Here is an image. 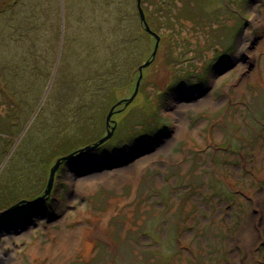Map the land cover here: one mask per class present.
<instances>
[{
	"label": "rangeland",
	"instance_id": "1",
	"mask_svg": "<svg viewBox=\"0 0 264 264\" xmlns=\"http://www.w3.org/2000/svg\"><path fill=\"white\" fill-rule=\"evenodd\" d=\"M29 1L20 0L22 14L29 13ZM114 1L41 0L47 8L51 5L46 25L59 22L63 47L68 46L72 56L64 58L63 47L58 54L60 39H52L53 30L43 26L44 47L56 45L43 59L53 63L50 75L59 63L61 71L56 76L59 86L54 85L55 76L52 83L48 76L42 86L45 98L52 91L68 95L62 83L77 86L75 79L89 73L79 71L89 60L100 73L115 63V75L122 78L110 93L115 106L107 125L99 115L106 95L95 100L96 110L86 111L82 131L89 147L65 155L58 150L70 136L55 143L52 135L46 136V148L29 161L38 177L20 184L15 176L0 186L5 192L2 188L10 185L0 198V217L23 216L1 227H6L1 236L5 257L16 253V264L45 263L27 250L56 241L54 231L63 230L82 235L87 246L80 250L70 238L63 241L61 264H264V10L256 16L264 0H141L149 31L139 19L136 0ZM119 18L128 30L126 45ZM87 42L99 56L80 53ZM148 60L136 94L128 98L136 88L137 67ZM17 70L19 75L27 73L22 64ZM29 80L26 116L41 87L36 75L22 85ZM79 89L65 104L67 117L86 106ZM208 92L212 103L201 100ZM37 110L21 135L23 118L16 126L12 121L18 138L39 139V129L45 126L40 118L49 109L36 115ZM0 113L5 117L1 103ZM155 122H163L165 131L146 135ZM175 126L179 133L172 137ZM18 141L10 138L2 149L10 147L3 161L0 155V181L14 162H27L20 152L23 140ZM49 184L52 190L45 192L44 201L40 196L39 203H33L38 211L25 210L26 200ZM127 237L133 246L122 248Z\"/></svg>",
	"mask_w": 264,
	"mask_h": 264
},
{
	"label": "trees",
	"instance_id": "2",
	"mask_svg": "<svg viewBox=\"0 0 264 264\" xmlns=\"http://www.w3.org/2000/svg\"><path fill=\"white\" fill-rule=\"evenodd\" d=\"M105 1L107 3L115 2L114 0H105ZM28 5H29L28 6L29 13L27 14H22L21 5H20V9H18L16 12H13L12 10L0 12V46L2 49V53H3V59L0 61V76L5 75L6 73L12 76V78L10 77L6 78V80L8 81V84H7V93L5 95L12 96L13 98L12 103L17 105V109L20 111V113L23 116L24 123L23 125H21L19 133L22 132L25 124L29 121L32 114L35 112L36 108L38 109L36 115H38L40 114V111L42 112V110L46 108L49 109L55 106L53 105V102L55 103V100L57 98V105L53 109L54 113H52V129H51L50 135H52V142L54 143L57 141L59 137H62L63 135H66L67 137L70 136L69 138L70 141L69 139H67L66 143H64L62 148L59 149L58 151L65 155H72V154L81 152L82 148H85V146L89 147V143H87L86 145L84 143V141L87 138L84 139L85 133L82 131L83 122L87 123L85 115L88 113H86V111H89L90 109L96 110L97 107L96 108L94 107L95 100L98 99L100 95L101 96L106 95L108 98V101L105 104L104 103L100 104L101 109L99 113L100 119L102 118V124L105 123V120L108 114L107 111L110 110L111 106L113 105L110 102L112 101V99H114V97L110 93L114 92L113 89L117 88V86L119 85L118 80L119 78L121 79L122 77L119 75V73L115 75V73H117V71L115 72L114 70L115 63L112 65L109 64V66L107 68H103L105 70L100 73L96 69V67L89 66V64H91L94 61V60H89L87 61L88 67L79 70L80 72L81 70H86L84 72H89V73H87L83 77L80 76L77 79H75L77 86L70 87L68 82H65V83L63 82V80L68 77L63 78L62 86L64 87V89L65 87H68V90H69L68 95H65V94L62 95L58 91H56L55 93L52 91L48 95V97L45 98L44 90L46 89L42 86L44 85L48 76H50V81H49L50 83H52L53 78L55 76L54 85L59 86L58 84H56V76L61 71L57 70L60 65L59 63V65L57 66V69L55 67L52 71V74L51 75L49 74L50 65H52L53 63L49 59H43L44 58L43 55L47 53L50 55L49 51L51 47L55 49L56 45L53 44L52 46L48 45V47H44L45 44L42 43V38L44 34L43 26L47 27L48 30L50 29L53 30L54 33H53L52 39H55L56 36H57L56 38L57 42L60 39V43H59L60 50L58 54L61 53V47H63L64 38L62 35L60 38V34L58 31L59 22L56 19H54L52 23H49L48 25H46V21L44 20V19H47V14L50 13L51 5H49V8H47V6H44L41 4V0H30ZM137 13H138L139 19L141 20L138 9H137ZM122 22L123 20L119 18L117 24L120 25L121 27V31H122L121 40L122 42L124 41V44L126 45L127 41L125 40H128L129 35H128V30L125 28V26L123 27L121 26L120 23ZM92 27L93 26H91V28ZM93 30H94V27H93ZM78 34H79L78 32L75 33V36ZM75 40H76V37H75ZM65 49H66V52H64ZM79 50H80V53L84 54L85 56H92L94 58L96 56H99L98 52L94 53L95 48L91 46L89 42H87L84 46H81ZM91 53H94V54H91ZM63 56L64 58L72 60V56L68 55V46H66V48L63 47ZM19 64H22L24 68L26 67L27 73L25 75H19V72L17 70V67ZM90 71H93V72L90 73ZM13 74L18 75V78H20V80L16 84H14L15 75ZM33 75L37 76V80H36L37 84H40L41 87H40L39 92L35 95V102L32 105L31 110L28 112L29 114L26 116L25 107L27 106V102H28L26 98V94L30 86V80L27 81L28 85L26 86L22 85V82L25 80V78L27 79V77H31ZM41 75L44 76V80L42 81L40 80ZM109 77L113 78L111 82H110ZM81 82H82V86H81ZM51 85L53 84H50V88H51ZM78 88H80L79 89L80 95H82L83 93V96L81 99H83V101L86 103L85 108L83 107L81 109V110L85 109L84 110L85 113L82 115H79V117L77 118L76 117L77 113L82 112L81 110L79 111L77 109L78 112L76 114H73L67 117L65 115V111L69 107L66 108L65 104H67L71 100V97L73 96V94H75L78 91V90L77 91L75 90ZM56 89H58V87ZM43 94L44 96L42 97ZM0 103H1V100H0ZM42 105H43V108L41 110ZM90 106L92 107L90 108ZM42 115L43 117H41L40 119L44 120L46 118V113ZM165 129H166V126L163 124V122H155L153 126L150 125V127L148 128L145 134L149 135L151 133H154V134L159 135L162 132H164ZM38 133H39V139L34 140V138H36L35 135H30L27 138H23L22 150L34 151L36 154L35 156L33 155L31 158H29L30 156L27 155V159H26L27 162L33 159H37L39 157L37 156V153L45 149L48 144L45 142V139L49 141V139H47L46 137L47 136L46 122H45V126L40 127ZM146 135H145V138L147 137ZM99 136H100L99 138H102V134ZM79 141L81 143H79ZM12 143L13 141L11 142V145ZM75 145H82V147H79L68 153V151H70ZM9 149H6L4 151L2 150V160L1 161L5 159L6 155L9 152ZM53 150H54V147H53ZM50 159H53V162H54L55 161L54 159H56L55 155L53 154V156ZM1 161H0V164H1ZM21 163H25V162H21ZM31 166H33L31 162L27 163L26 166L23 165L20 167L18 166V163L14 162V164L10 165L9 168L7 169L5 179L3 181H0L1 186H5V184L11 183L9 182V179L12 177H15L17 172L22 171V170L30 171ZM4 188L6 192L10 188V185L3 187L2 189ZM126 241L128 242L129 246H133L131 238L127 237ZM152 241H155V240L152 239ZM137 262L140 263L141 261L137 260ZM120 264H123V263H120Z\"/></svg>",
	"mask_w": 264,
	"mask_h": 264
},
{
	"label": "flooded vegetation",
	"instance_id": "3",
	"mask_svg": "<svg viewBox=\"0 0 264 264\" xmlns=\"http://www.w3.org/2000/svg\"><path fill=\"white\" fill-rule=\"evenodd\" d=\"M18 9H20V0H0V12L1 11H9V10H12L13 12H16ZM15 75V74H13ZM12 78V76L8 73H6L5 75H1L0 76V94H1V97H0V100L2 101L1 104L3 105V107L5 108V112L7 113V116H6V113H4L3 116L5 117H1V114L0 113V155H2V149H4V147L8 144V139L10 138H15L16 141L19 139L18 143L21 142L23 140V135L20 136L19 138L16 136V133H17V128L15 129V127L13 126V123L12 121L15 123L14 125L16 126V121L19 122L21 121V118H23L22 114L20 113V111L17 109V105L13 104L12 103V96H8L9 100H7L5 98V94L7 93V84H8V81L6 80V78ZM17 78V79H15ZM20 80V78H18V75H15L14 77V84H16L18 81ZM98 100V99H96ZM7 103L9 105V107L7 106ZM14 108L13 112L10 113L9 109L10 108ZM35 114H33L31 117H34ZM44 121L46 122V125H47V136L50 137V133H51V129H52V112H51V109L49 108V110L46 112V118L44 119ZM12 124V125H11ZM20 127V125H19ZM21 135V133H20ZM37 138H34V140H36ZM3 141V148H1V142ZM14 141V139L12 140ZM4 151V150H3ZM20 152H22L26 158H27V155H31L32 154V151H27V150H21ZM48 153V152H47ZM48 157H52V153L49 152V154H46ZM26 166L27 163H20L18 164V166ZM64 166V165H63ZM34 169V166H31V170L30 171H26V170H22V171H19L17 172L16 174V181H19L20 180V184H23L27 179L29 178H36L38 177V174L36 171L33 170ZM50 185L49 184L48 186H45L44 189H42V191L39 193V196H35L33 198H28L26 200V202L28 203L27 204V208H25V210H28L32 213L34 210L38 211V207L36 206L37 204L33 205L34 202H37L39 203V201L37 200V198H39L40 196H42V200L44 201V197H45V192H47L49 190V192H51L50 190ZM1 186V184H0ZM46 190V191H45ZM3 191H5V188L3 189ZM4 193L5 192H0V198L2 199V197L4 196ZM41 201V202H43ZM45 203V202H44ZM47 204V203H46ZM34 208V210H33ZM48 212V208L44 209V212L43 214L46 215V213ZM29 213V214H30ZM16 218H21L23 216L21 215H18V216H15ZM13 218V216H6V217H0V250H1V253L3 255V258L5 257V254L8 255L6 252H3V240L1 239V236L3 231L2 230H5V229H2L1 227L4 226L6 224V222H10V223H13V221L17 220L16 218ZM30 219V218H29ZM3 252V253H2ZM3 258H0V264H2V259ZM7 261V259H6Z\"/></svg>",
	"mask_w": 264,
	"mask_h": 264
},
{
	"label": "bare ground",
	"instance_id": "4",
	"mask_svg": "<svg viewBox=\"0 0 264 264\" xmlns=\"http://www.w3.org/2000/svg\"><path fill=\"white\" fill-rule=\"evenodd\" d=\"M263 10H264V8L262 10H260L259 12H257L256 16L259 15V13L263 12ZM260 43L262 45H264V39L261 40ZM261 68L258 67L257 70L260 72V75H261V73L263 75V69H262V72H261ZM252 77H254V75ZM131 96H132V94L128 98H131ZM198 100H200V98H198ZM201 100L204 103H212L211 92H208V95L205 98H201ZM178 133H179L178 128L175 126V129L173 131L172 137L177 136ZM128 168L130 170L133 169L130 166ZM79 187L81 188V186H79ZM54 232L57 233V235H58V238H57L56 241H51L50 243L46 244L44 247L41 246V245H38L36 243L34 245V247H31L30 251H29V249L27 250V254H30L31 257L34 258L37 255H41L42 259L46 260L45 263H43V261H40L39 264H61L60 261H59V258L61 257V254L59 252H61L62 249H63L62 242L67 240L68 238H70V242L72 244L76 245V247H78L80 250L85 249V247L87 246L86 245V241L83 239V236L82 235L77 236L78 234L76 232L69 233L68 231H63V230L58 231V232L54 231ZM9 244H10V242H9ZM126 246L129 247L128 242L126 240L122 241L121 242V247L124 248ZM87 249H88V247H87ZM0 253H1V250H0ZM0 258H3L2 254H0ZM6 259H7V261H6ZM9 260L11 261V263H9ZM16 260H18V259L16 257V253H15L14 256H11L10 258L9 257L8 258L4 257L2 259V264H8V263L9 264H13L12 262L15 263ZM31 261H32V259H31ZM21 264H23V263L21 262Z\"/></svg>",
	"mask_w": 264,
	"mask_h": 264
},
{
	"label": "water",
	"instance_id": "5",
	"mask_svg": "<svg viewBox=\"0 0 264 264\" xmlns=\"http://www.w3.org/2000/svg\"><path fill=\"white\" fill-rule=\"evenodd\" d=\"M136 3H137V9H138V12H139V14H140L141 21H142L143 25L145 26L146 30L149 31L150 29H149V26H148V24H147V22H146L145 15H144V12H143V9H142V6H141V0H136ZM154 35L156 36L155 33H154ZM154 51H155V48H154V50H153V55H154ZM149 63H150V61L148 60V61H146V62L140 64V65L137 67V70L139 71V76H138V79H137L136 88H135L134 93H133V95H132L131 98H133L134 95H135L136 92H137V87H138V85H139L138 81H139V78L142 77V74H141L142 68H143L144 66H147ZM114 106H115V105L111 106V108H110L111 111L107 114V117H106V124L109 122V119H110V116H111V114H112V111H113V107H114ZM112 131H113V126H112L110 129L107 130V134H106L107 136H106V137H108ZM102 140H103V138L99 139L98 143H100ZM94 144L97 145V143H94ZM94 144H93V145H94ZM95 145H94V146H95ZM66 158H67L66 156L63 157V159H66ZM56 166H57V164L51 169V172H50V176H51V178H52V174H53V172H54ZM50 180H51V179H50Z\"/></svg>",
	"mask_w": 264,
	"mask_h": 264
}]
</instances>
